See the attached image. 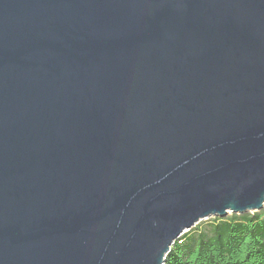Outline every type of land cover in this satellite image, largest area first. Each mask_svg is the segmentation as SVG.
Wrapping results in <instances>:
<instances>
[{"label":"water","instance_id":"water-1","mask_svg":"<svg viewBox=\"0 0 264 264\" xmlns=\"http://www.w3.org/2000/svg\"><path fill=\"white\" fill-rule=\"evenodd\" d=\"M264 207V0H0V264H166Z\"/></svg>","mask_w":264,"mask_h":264},{"label":"trees","instance_id":"trees-1","mask_svg":"<svg viewBox=\"0 0 264 264\" xmlns=\"http://www.w3.org/2000/svg\"><path fill=\"white\" fill-rule=\"evenodd\" d=\"M171 248L166 264H264V207L201 221Z\"/></svg>","mask_w":264,"mask_h":264},{"label":"rangeland","instance_id":"rangeland-1","mask_svg":"<svg viewBox=\"0 0 264 264\" xmlns=\"http://www.w3.org/2000/svg\"><path fill=\"white\" fill-rule=\"evenodd\" d=\"M230 214V213H229ZM207 220V219H206ZM203 221H205V220H203Z\"/></svg>","mask_w":264,"mask_h":264}]
</instances>
